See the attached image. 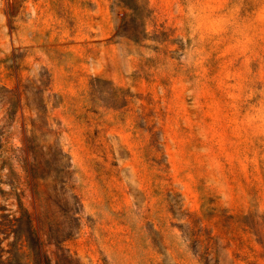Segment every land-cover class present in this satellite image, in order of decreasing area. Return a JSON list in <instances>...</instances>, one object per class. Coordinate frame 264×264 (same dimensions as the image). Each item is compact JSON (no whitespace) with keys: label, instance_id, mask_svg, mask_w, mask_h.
Wrapping results in <instances>:
<instances>
[{"label":"rangeland","instance_id":"1","mask_svg":"<svg viewBox=\"0 0 264 264\" xmlns=\"http://www.w3.org/2000/svg\"><path fill=\"white\" fill-rule=\"evenodd\" d=\"M0 0V264H264V0Z\"/></svg>","mask_w":264,"mask_h":264},{"label":"trees","instance_id":"2","mask_svg":"<svg viewBox=\"0 0 264 264\" xmlns=\"http://www.w3.org/2000/svg\"><path fill=\"white\" fill-rule=\"evenodd\" d=\"M129 3H133L135 6L137 5V10L139 9V1L138 0H115L114 4L117 8L123 10H133Z\"/></svg>","mask_w":264,"mask_h":264}]
</instances>
